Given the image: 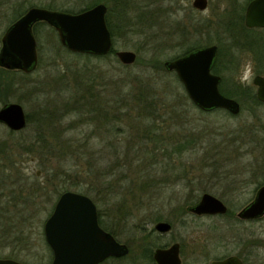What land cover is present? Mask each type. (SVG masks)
<instances>
[{
    "label": "rangeland",
    "instance_id": "rangeland-1",
    "mask_svg": "<svg viewBox=\"0 0 264 264\" xmlns=\"http://www.w3.org/2000/svg\"><path fill=\"white\" fill-rule=\"evenodd\" d=\"M94 1L0 0V49L1 38L17 11L43 7L79 12ZM124 1L128 2L130 9L137 2L147 4L153 10L157 2H162ZM175 1L172 7L169 4L170 12L178 19L184 18L186 42L182 40L180 30L174 33L175 28L162 22L158 12L155 23L152 21L155 27L144 29V32L126 35L119 22L113 20L118 31V36L114 37L115 49L136 52L139 61L133 65L123 66L120 61L113 63L103 59L91 60L90 65L85 66V59H79L64 49L52 26H40L38 36H35L40 56L38 67L27 78L30 84L24 90H17L8 102L21 101L26 114L30 113L34 121L40 108L52 111L59 108L65 115L58 121L60 123L53 122V126L47 127L49 141L55 144L51 151L50 146H41L24 154L16 145L19 139L36 137L38 129L43 132L38 122L13 135L0 125V144L6 142L12 149L8 159L0 154V165L9 168L7 174L17 176L20 172L24 180L29 181L27 190L34 188V180L38 178L37 182L53 188L63 187V191L89 196L103 213L105 221H189L183 236L189 247L197 245L198 251L202 249L207 258L202 264H208L226 250L239 252L240 237L255 244L252 246L255 259H264V246L260 245L264 243V221L232 224L235 242L221 245L222 241L219 244L218 237H214L216 234L208 230L214 225H227L226 221H221L220 217L198 218L185 209L205 192L221 199L235 212L254 197L257 188L264 183V106L257 109L256 116H251L248 110L230 116L214 112L202 114L190 104L185 107L182 95L186 92L176 73L160 71L154 64L150 65L151 51L148 52L156 43L158 49H163L157 53L156 63L164 65L165 61L175 59L189 46L199 45L200 48L214 44L221 52L220 65L224 68L219 75L222 80L226 79V87L238 82L253 85V78L264 73L257 74L252 46L239 45L238 37L225 33L222 25L227 21L228 9L230 14L240 11L245 15L249 0H209L204 11L194 9L192 0ZM164 17L166 15L161 16ZM256 30L249 33L250 36L263 32L262 29ZM233 41L236 45L232 44ZM231 59L233 63L228 68ZM87 85H92L95 91V110L100 109L103 113L95 120L90 119L97 112L87 113L86 107L82 106L85 99L79 100L78 111V105L73 101L74 94L80 95ZM134 87L153 90L156 103H168L176 109L160 104L156 108L158 114L153 113L155 116L140 109L139 113L138 108L125 102L133 94L124 99ZM30 90L32 94L27 93ZM3 104L0 101V107ZM107 117L119 119L113 122V128V124L108 125ZM69 123L73 125L69 126ZM149 123H153L151 127ZM55 132L58 139L51 137ZM190 139L192 143L189 145ZM56 200L57 196H54ZM52 208L42 193L22 208L27 209L24 216L29 221H14L7 236L11 232L14 235L6 241L0 238V243H4L3 246L0 244V258L28 264H50L52 252L41 234ZM192 221L201 224L202 233L192 232L196 226ZM231 234L227 232L224 237L232 241Z\"/></svg>",
    "mask_w": 264,
    "mask_h": 264
},
{
    "label": "water",
    "instance_id": "water-1",
    "mask_svg": "<svg viewBox=\"0 0 264 264\" xmlns=\"http://www.w3.org/2000/svg\"><path fill=\"white\" fill-rule=\"evenodd\" d=\"M209 0H192V7L204 11ZM108 8L104 3L76 13L31 7L14 21L4 32L0 49V66L32 73L39 63L34 26L45 22L54 27L60 43L70 52L93 56L108 55L114 48L113 37L106 21ZM244 24L247 28H264V0H251L246 8ZM218 54L217 45L197 48L185 55L164 62L167 71L177 74L185 92L195 107L204 112L221 109L232 115L241 111L240 103L220 91L221 76L212 72ZM116 57L123 65H133L137 53L117 50ZM256 96L264 103V75L253 78ZM0 124L19 132L27 128L28 119L24 107L17 102H8L0 107ZM196 214H224L227 207L210 193H204L200 201L189 207ZM239 216L252 219L264 216V185L254 200L243 208ZM98 208L87 195L66 190L59 196L53 211L44 223V235L53 256L50 264H99L109 257L124 256L128 248L118 244L112 236L103 232L98 222ZM157 228L166 231L168 223H159ZM175 250V248H173ZM172 249V251H173ZM159 264H179V260L165 262L156 253ZM0 264H28L12 258H0ZM211 264H242L232 256Z\"/></svg>",
    "mask_w": 264,
    "mask_h": 264
},
{
    "label": "trees",
    "instance_id": "trees-1",
    "mask_svg": "<svg viewBox=\"0 0 264 264\" xmlns=\"http://www.w3.org/2000/svg\"><path fill=\"white\" fill-rule=\"evenodd\" d=\"M250 1V0H249ZM248 1V2H249ZM97 3H104L108 6V11L106 14V21L107 25L109 27V30L112 34L113 37V43H114V48L112 51L105 56H93V55H85V54H75L70 51H68L63 45L64 49L70 53L74 54L75 57L79 59H85V66L90 65L88 62L91 60H108L112 61L113 63H119L118 58L116 57V49H115V38L118 36V31L116 29V23H114L113 20L118 21L120 27L123 29V32L127 34H131L134 32H144V29H152L155 27V18H156V12H158V17L162 20V22L168 27L170 26L172 29L175 28V32H178V30L181 31V36L182 40L184 39V42L187 40V32H186V25L184 18L183 19H178L175 17L173 13L170 12L171 7L173 4L176 3L175 0H162L156 3L155 9H151L148 7L147 4L145 5H140L137 2L135 4L131 5V9L128 7V2L124 0H95L92 2V4L88 5L86 8H83L79 11H83L85 9H88L92 7L93 5ZM113 3V4H112ZM172 4L171 7L169 4ZM134 6V10H132V7ZM149 8V10H148ZM137 9V10H135ZM229 10V9H228ZM226 11L228 18L227 21L223 22L222 25L225 26V30L227 34L233 37H238L239 39V45L243 46H252V51L256 55V60H257V74H263L264 73V29H262V33L259 35H253L250 36L249 33H253V31H257L256 29H249L245 26L244 24V13L240 11H235L234 13L230 14V11ZM26 11L25 10H19L15 13L13 18L11 20L12 23L16 21L19 17H21L22 14H24ZM66 12H71L75 13L72 10H67ZM134 13L136 16H134ZM191 13H193L191 11ZM164 19L161 18V16H165ZM155 17V18H154ZM174 18V19H173ZM224 19V16L223 18ZM226 19V18H225ZM10 20V21H11ZM154 23H153V22ZM11 23V24H12ZM44 24H47L45 22H40L37 23L34 26V34L35 36H38V30L40 26H43ZM52 29L56 31L53 27ZM236 29L238 31L233 32V30ZM141 30V31H140ZM234 40V39H233ZM220 44V43H219ZM233 45H236V43H232ZM167 46V45H166ZM165 46V47H166ZM199 48V45L197 46H189L186 48L182 53L178 54L176 57H180L182 55H185L195 49ZM152 50H158L156 52H153ZM163 50L162 48L156 47L155 46L152 49H149L151 51L150 56H149V64L150 65H155L154 67H158L160 71H167L164 67V65L161 63H156L158 59L157 53ZM222 50V49H221ZM220 56L221 52L218 50V54L213 66V73L218 74L222 73V70L224 67H221L220 65ZM175 57V58H176ZM39 61H40V56H39ZM139 61V58L137 57V60ZM231 63H233V59H231L228 62V68H231ZM124 66V65H123ZM227 68V67H226ZM88 68H86L87 70ZM29 74H25L21 71H14L12 69H6L2 66H0V101L2 103H7L10 99L11 96L17 91V90H24L26 86H28L30 83L27 81V78L29 77ZM179 79V78H178ZM88 86V87H87ZM85 86V89L80 95H75L74 94V105L77 104V110H80L81 104L79 103V100H86L82 106L86 107L87 113H95L97 112L90 120H95L96 118L102 116V111L99 109L98 111L95 110L94 108V103L95 101V91L92 89V85H87ZM35 91V90H32ZM220 91L231 98L236 99L240 105H241V111L239 114H241L244 111L248 110L251 116H256V111L259 107L264 106V103H261L258 101L257 96H256V87H254L251 84H242L240 82L234 83L233 86L231 87H226V79L223 78L221 79L220 83ZM27 93L32 94L33 92L28 91ZM24 94V93H23ZM133 94V95H130ZM130 95V98H127V96ZM155 93L153 90L149 88H144V87H139L131 90V93H126L124 95L125 102H129V104L135 108H138L144 113L148 114L149 116H155L158 114V110L156 108L159 107V105H163L162 103L155 102ZM182 97H184L183 104H185V107L192 106L195 107L191 101L189 100L188 96L183 93ZM21 103V101H20ZM190 104V105H189ZM170 106L172 109H176V106L170 105L168 103H165L163 107ZM196 108V107H195ZM74 110V109H72ZM157 110V111H155ZM83 111V112H84ZM202 114H208L210 112L214 113H223L225 115H230V116H237V115H232L229 112L221 109H215L210 112H204L199 110ZM154 112L155 115L153 114ZM140 113V112H139ZM238 114V115H239ZM64 113H61L60 109L58 108L55 111L52 110H47L44 108H40V110L37 112V117L34 121V118H32V115L30 113L27 114V119H28V125L32 124L33 122H38L39 126L43 128V132L41 133L40 129L37 130V134H35L36 137L34 138H27L29 140L22 138L19 139L17 142V146L24 151V154H28L29 151H33L32 149L34 147H41V146H50L48 149L54 150L55 144L51 143L49 141L50 137L46 133L48 130L47 127L50 125H54L53 122L55 123H60L58 122L60 119L64 117ZM108 119V125L111 126L115 120L119 119ZM144 121V119L142 118ZM157 120V119H156ZM57 121V122H56ZM103 123V119H102ZM144 123V122H142ZM115 124V123H114ZM114 124L111 126V128L114 127ZM153 123H149V126L151 127ZM1 125V124H0ZM42 125L44 127H42ZM73 123H69V126H72ZM4 126V125H3ZM150 127H148V130H150ZM121 129H119V132ZM8 132L11 133L12 135L15 134L16 132L11 131L8 129ZM23 131L19 132L22 133ZM51 137L54 139H58L59 136L58 134L51 133ZM256 140V138L254 137ZM29 141V142H27ZM189 145L192 143V139H190ZM259 142V141H258ZM27 143V144H26ZM12 152V149L8 148L7 143L3 142L0 144V154H3L6 156V159L9 158L10 153ZM1 159V158H0ZM3 160V159H2ZM6 162V160H4ZM7 168L6 165H0V238H2V241H6L9 237L14 235V233H10L9 236H7V232L9 230V227L14 224V221H29V218L24 216V212L27 211V209L23 210L22 208H26L28 203H32L35 199H37L40 195V193L44 194L46 197V203L50 202L52 204V207L54 208L55 202L54 201V196H57V198L60 196V194L63 192L65 188L63 187H58L52 185H48L45 183H40L37 182L38 178L34 180V188L32 187L31 190H27V184L29 181L24 180L25 178L21 175L20 172H17L16 175L12 174H7ZM37 180V181H36ZM54 203V204H53ZM52 208V210H53ZM51 210V212H52ZM51 213L49 212V215ZM99 221H105L104 220V215L102 212H99ZM13 227V226H12ZM16 228V227H13ZM16 230V229H15ZM42 235V234H41ZM2 246L4 243H0Z\"/></svg>",
    "mask_w": 264,
    "mask_h": 264
},
{
    "label": "flooded vegetation",
    "instance_id": "flooded-vegetation-1",
    "mask_svg": "<svg viewBox=\"0 0 264 264\" xmlns=\"http://www.w3.org/2000/svg\"><path fill=\"white\" fill-rule=\"evenodd\" d=\"M249 29H264V28H249ZM12 70L21 71L19 69H12ZM25 74H30V73H25ZM263 185L264 183L257 188L254 197L236 212L230 210L228 208V205L219 198L218 199L221 200L224 203V205L227 207V211L224 214L199 215L190 211L189 207L196 205L200 201L204 193L201 195L200 199L197 202L188 205L185 209L187 213L193 214L198 218L203 216L216 217V218L220 217L221 221H226L227 225H223V226L214 225L212 226V228H209L208 232L216 234L214 235V237L215 236L218 237L219 244L221 243V241H222L221 245L223 243H225V245H227V243L232 244L235 242L234 224L236 223L246 224V223H256L259 221H264V216L260 218H252V219L241 218L239 216L240 211L254 200L258 189ZM97 222L99 228L103 232L108 234V236H112L118 244H124L128 248V253L126 255L119 257H114V256L109 257L99 264H159L155 258L157 252H160L161 259L165 260L166 263L172 262V260L175 259L177 260L178 258L179 264H202L204 259L206 258L202 249L200 251L197 250L196 248L197 245L195 246L191 245L192 247H189L190 246L189 242H187L183 236L184 233L186 232V227L189 225L188 224L189 221H162L160 219H157V221H97ZM159 223H168L170 225V228L166 231H161L157 228V225ZM194 223L196 226H194L192 232L198 234L202 233L203 229L201 227V224H198V221L193 222V224ZM227 232L232 233L231 234V237H233L232 241L224 237L226 236ZM207 235L212 237L211 236L212 234L211 235L207 234ZM42 236L44 241L46 242L44 235V226H43ZM238 240H239V247L241 249L239 252H229L231 250L229 251L226 250L224 251L223 254L217 257H213L211 260H209L208 264H211L214 261H222L232 256L238 257L242 261V264H264L263 258L261 260L260 259L257 260L253 257L252 246L255 245L254 243L243 237H240ZM260 245L264 246V243ZM48 247L50 248L49 245ZM173 248H175V250ZM52 256H53V252H52Z\"/></svg>",
    "mask_w": 264,
    "mask_h": 264
}]
</instances>
